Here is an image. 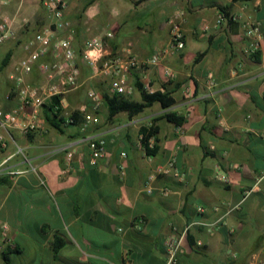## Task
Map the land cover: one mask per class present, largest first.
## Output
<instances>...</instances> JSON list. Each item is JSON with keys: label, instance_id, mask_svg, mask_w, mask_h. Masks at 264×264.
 Here are the masks:
<instances>
[{"label": "crops", "instance_id": "1", "mask_svg": "<svg viewBox=\"0 0 264 264\" xmlns=\"http://www.w3.org/2000/svg\"><path fill=\"white\" fill-rule=\"evenodd\" d=\"M46 1L0 0V13L16 20L17 33L0 46L5 110L17 104L15 93L10 100L7 95L15 88L11 75L25 56V42L52 22ZM65 1L81 86L61 101V131L49 122L47 107L45 132L0 126L6 142L0 146V221L9 226L11 238L8 261L3 253L0 264H165L168 239L187 227L179 264H250L264 249V0ZM177 9L185 12V49L165 55L158 66L133 70L121 94L141 103L137 82L149 83L154 92L170 93L175 105L164 110L156 103L140 114L120 112L113 118L104 98L95 108L90 90L118 93L112 89L114 76L83 58L87 41L112 32L110 53L147 59L169 48L168 20ZM244 22L258 25L263 35L255 57L246 52ZM53 60L51 54L43 57L26 81L42 84L41 66ZM165 69L175 77L168 79ZM167 112L186 123L159 121L150 156L140 142L141 128ZM86 114L98 121L83 128ZM98 138L106 141L107 151L91 164L89 144ZM171 160L181 176L159 175L148 194V178ZM195 221L215 226H191ZM56 237L65 241L57 254Z\"/></svg>", "mask_w": 264, "mask_h": 264}, {"label": "built area", "instance_id": "2", "mask_svg": "<svg viewBox=\"0 0 264 264\" xmlns=\"http://www.w3.org/2000/svg\"><path fill=\"white\" fill-rule=\"evenodd\" d=\"M44 7L50 15L52 22L50 26L37 33L33 38L24 44L25 56L15 65L14 73L11 79L14 81L15 88L7 95L10 100L13 93L17 97V104L10 110H5L0 105V126L5 129H15L29 134L34 131L45 132L46 126L43 120V109L48 105L54 97H60L61 101L69 92L80 88V65L78 61V53L72 44L73 29L71 23L66 19L65 13L68 4L65 0H48L44 3ZM224 17L220 16V20ZM238 18L233 17L236 21ZM15 19H10L0 13V46L17 38L15 30ZM185 12L183 10H175L169 17L168 24L170 27L171 42L166 51L153 55L147 59H140L131 52L126 57L116 56L110 53L108 49V40L114 37L112 32L106 33L102 37H94L87 41L86 49L83 51V58L96 70H102L104 73L113 75L112 89L118 94L127 92L128 75L135 69L150 66H158L167 54H178L186 47L184 34ZM243 28L249 44L246 49L247 54L255 57L261 49L263 40L262 32L258 25L251 22H244ZM67 32L68 35L60 37V33ZM53 55L52 62H44L42 70L45 72V81L40 85H32L25 79V75L33 72L36 64L48 55ZM165 76L168 79L175 77L171 69H165ZM214 84L211 77V85ZM143 88L147 93L153 94L154 90L149 83H144ZM88 96L94 103L95 108L98 107L103 100V95L92 89L88 92ZM58 109V108H57ZM84 115L85 109L81 108ZM98 119L92 115H87L83 121V128H87L91 123H96ZM143 136L140 135L142 144ZM156 145L155 137L149 140V147L154 148ZM0 146L5 147L6 142L4 136L0 135ZM145 149V147L142 145ZM89 148L91 151L90 162L96 164L107 151V143L104 139L98 138L90 141ZM72 153L68 154V161L71 162ZM123 162L120 163L119 169L124 173L126 169L125 159L127 153H121ZM180 177L181 173L175 166V161L171 160L168 164L158 166L153 174L148 178L145 191L152 194L154 187L153 182L159 175H171ZM221 179L227 182L225 176ZM164 192H169L167 189ZM251 192H246V197ZM203 212V208H199ZM202 226L208 230L214 228L215 224H208L202 221H195L191 224ZM189 228L187 227L181 235H172L166 244L167 261L165 264H179V255L183 242L185 241ZM11 238L9 235V226L7 223L0 221V255H2L8 246H10ZM250 264H264V249L252 259Z\"/></svg>", "mask_w": 264, "mask_h": 264}, {"label": "trees", "instance_id": "3", "mask_svg": "<svg viewBox=\"0 0 264 264\" xmlns=\"http://www.w3.org/2000/svg\"><path fill=\"white\" fill-rule=\"evenodd\" d=\"M234 2L239 1H250V0H233ZM224 15L229 17L230 13L227 8H222ZM231 17V16H230ZM232 20V18H231ZM138 89L142 92L143 101L141 103H135L127 100L123 95L118 94L112 97L103 95L104 100L107 103L108 110H109V118H113L120 112H128L130 115L134 116L144 112L147 108L153 106L156 103H159L162 109L167 110L172 108L175 105V99L171 96L170 93H157L154 92L153 94L147 93L144 88L143 84L137 82ZM48 108L47 110L52 115L48 117L49 122L58 130L61 131L60 124L64 123V119L61 117L62 109L60 106V97H54L52 101L46 105ZM58 108V109H57ZM167 120L175 124L176 126H183L186 123V118L180 115H177L173 112H167L159 117L152 119L151 123L148 126H143L141 128V135L143 136L142 145L145 147L146 153L148 155H154L156 151V145L154 148L149 147V140L151 137H155L157 139V135L159 133V126L157 123L161 120ZM58 121V123H57ZM65 244V241L59 237H56L53 242V249L55 254L58 253L60 248H62ZM3 256L5 260L7 259V254L4 252Z\"/></svg>", "mask_w": 264, "mask_h": 264}]
</instances>
